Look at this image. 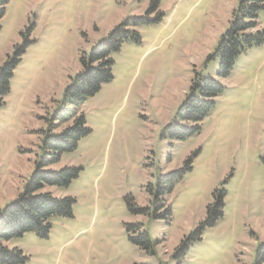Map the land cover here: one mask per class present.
<instances>
[{
    "label": "rangeland",
    "instance_id": "obj_1",
    "mask_svg": "<svg viewBox=\"0 0 264 264\" xmlns=\"http://www.w3.org/2000/svg\"><path fill=\"white\" fill-rule=\"evenodd\" d=\"M151 1H10L0 66L17 46L32 43L0 107V209L19 197L45 156L49 122L82 57L123 20L144 17ZM238 6L239 0H160L162 21L135 28L141 42H126L113 55L114 80L81 108L92 133L52 166L83 169L69 187L46 189L76 200L73 217L54 218L48 239L29 232L4 242L29 257L25 264H255L264 243V44L242 53L228 78L218 76V59L209 61ZM260 21L264 29V11ZM197 72L225 91L202 132L176 140L165 129L177 123ZM189 158L192 170L160 196L171 217L154 218L158 179ZM216 190L227 193L224 216L176 258ZM130 198L150 212L131 213ZM132 224L142 226L129 233ZM144 231L153 242L148 250L130 241Z\"/></svg>",
    "mask_w": 264,
    "mask_h": 264
},
{
    "label": "trees",
    "instance_id": "obj_2",
    "mask_svg": "<svg viewBox=\"0 0 264 264\" xmlns=\"http://www.w3.org/2000/svg\"><path fill=\"white\" fill-rule=\"evenodd\" d=\"M11 0H0L1 21L7 13ZM160 0H152L144 17H131L123 20L102 41L96 44L91 53L81 59L82 70L71 79L64 91L63 100L49 122V129L44 140L45 156L36 162V168L17 199L0 209V264H25L29 261L18 248H9L4 242L21 238L26 233H34L41 239H48L53 228L54 218H71L76 200L72 197H57L47 188H67L78 178L82 168L66 166L52 169L61 161L63 154L78 149L79 142L92 133L86 117L81 112L83 104L95 96L103 85L114 80L113 55L119 52L126 42H141L135 28L157 24L162 21L159 11ZM264 11V0H239V6L233 13L230 27L221 37L219 45L209 61L219 60L218 76L228 78L237 58L248 49L264 44V29L260 14ZM155 15V18L152 16ZM25 34H23L24 36ZM32 42L27 39L23 46H17L13 54L0 66V107L10 93L14 71L22 60V54ZM222 83L212 77H203L198 72L192 81L189 94L177 113V123L169 125L165 132L173 139L186 140L202 132L204 119L216 107V98L224 93ZM193 159L189 158L184 167L158 179L156 183L153 217L170 218L172 210L163 203L160 196L171 193L174 184L183 179L186 172L192 170ZM225 190H216L214 201L207 207V215L195 230L181 242L175 257L182 260L193 243L202 240L207 228L215 226L225 212ZM131 199V198H130ZM128 209L134 214H147L150 208H140L133 200H128ZM164 209L163 213L158 211ZM141 224L128 226V232L140 230ZM130 241L148 250L153 242L150 234L144 231L138 237L130 236ZM255 264H264V243L256 251Z\"/></svg>",
    "mask_w": 264,
    "mask_h": 264
}]
</instances>
